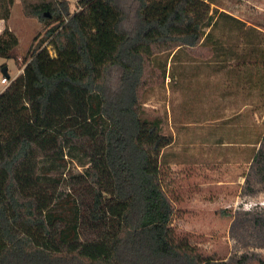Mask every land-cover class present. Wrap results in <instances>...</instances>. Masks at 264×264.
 Instances as JSON below:
<instances>
[{
    "label": "trees",
    "instance_id": "16d2710c",
    "mask_svg": "<svg viewBox=\"0 0 264 264\" xmlns=\"http://www.w3.org/2000/svg\"><path fill=\"white\" fill-rule=\"evenodd\" d=\"M15 1L0 0V57L19 65ZM212 1L81 0L72 12L67 0H19L45 33L0 93V264H264L178 237L162 180L170 140L140 116L149 76L166 78L154 57L181 49L233 63L264 113V32Z\"/></svg>",
    "mask_w": 264,
    "mask_h": 264
},
{
    "label": "rangeland",
    "instance_id": "374dc122",
    "mask_svg": "<svg viewBox=\"0 0 264 264\" xmlns=\"http://www.w3.org/2000/svg\"><path fill=\"white\" fill-rule=\"evenodd\" d=\"M67 1L74 12L81 0ZM210 8L264 32V0H213ZM10 26L19 39L14 52L20 64L0 57V93L7 86L4 69L10 78L20 75L29 46L45 33L44 25L22 14L19 0ZM215 35L225 46L234 38L220 26ZM154 64L166 78L149 76L140 116L170 140L162 153V180L174 206L172 227L178 237L226 261L264 257V144L257 141L264 132L263 98L248 93L229 72L233 63L222 57L203 61L181 49L175 57L155 56ZM69 170L82 168L72 162ZM66 176L63 193L72 184Z\"/></svg>",
    "mask_w": 264,
    "mask_h": 264
},
{
    "label": "built area",
    "instance_id": "2783aa9c",
    "mask_svg": "<svg viewBox=\"0 0 264 264\" xmlns=\"http://www.w3.org/2000/svg\"><path fill=\"white\" fill-rule=\"evenodd\" d=\"M15 78V77H14ZM14 78H8V77H3L2 78V83H5L7 86H9L10 85V83H11V81H12V79H14ZM6 86V87H7Z\"/></svg>",
    "mask_w": 264,
    "mask_h": 264
},
{
    "label": "crops",
    "instance_id": "0c3cea01",
    "mask_svg": "<svg viewBox=\"0 0 264 264\" xmlns=\"http://www.w3.org/2000/svg\"><path fill=\"white\" fill-rule=\"evenodd\" d=\"M11 27V26H10ZM5 28V23L3 20H0V34L3 32ZM13 30V29H12ZM8 70V69H7ZM16 77V76H15Z\"/></svg>",
    "mask_w": 264,
    "mask_h": 264
},
{
    "label": "water",
    "instance_id": "95a60500",
    "mask_svg": "<svg viewBox=\"0 0 264 264\" xmlns=\"http://www.w3.org/2000/svg\"><path fill=\"white\" fill-rule=\"evenodd\" d=\"M5 75L7 74V68L4 69Z\"/></svg>",
    "mask_w": 264,
    "mask_h": 264
}]
</instances>
